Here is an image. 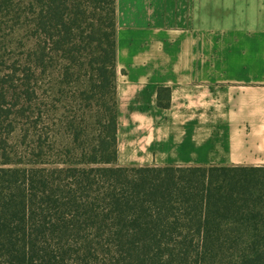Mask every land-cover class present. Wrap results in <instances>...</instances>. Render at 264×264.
Listing matches in <instances>:
<instances>
[{"label": "trees", "instance_id": "16d2710c", "mask_svg": "<svg viewBox=\"0 0 264 264\" xmlns=\"http://www.w3.org/2000/svg\"><path fill=\"white\" fill-rule=\"evenodd\" d=\"M117 29L0 0V264H264V168L120 164Z\"/></svg>", "mask_w": 264, "mask_h": 264}, {"label": "crops", "instance_id": "0c3cea01", "mask_svg": "<svg viewBox=\"0 0 264 264\" xmlns=\"http://www.w3.org/2000/svg\"><path fill=\"white\" fill-rule=\"evenodd\" d=\"M117 23L121 165L264 168V0H117Z\"/></svg>", "mask_w": 264, "mask_h": 264}]
</instances>
